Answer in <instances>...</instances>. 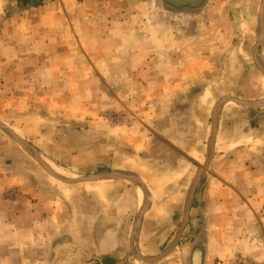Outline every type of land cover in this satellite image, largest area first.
I'll use <instances>...</instances> for the list:
<instances>
[{"label":"rangeland","instance_id":"obj_1","mask_svg":"<svg viewBox=\"0 0 264 264\" xmlns=\"http://www.w3.org/2000/svg\"><path fill=\"white\" fill-rule=\"evenodd\" d=\"M28 1L29 4L25 5L20 0H0V53L9 47L8 42L18 41L13 28L24 19L25 12L35 14L46 8L53 9L59 4L58 0ZM162 1L131 0L128 3L126 0H77L75 7L96 11L97 14L107 10L124 13L135 7L140 12L150 10L156 15L167 10ZM164 1L173 9L199 8L205 3L199 11L196 10L197 14L182 10H171L169 13L170 40L181 42L189 55L195 50L202 63L197 78L186 81L183 88L187 89L186 94L196 90L209 93L208 97H202L203 105L197 110L188 108V103L193 101L192 94H184V97L179 98L187 104L176 110L177 107L167 105L172 99L153 101L146 96L145 89L138 85L132 96L120 97L113 95L117 87L113 86L112 89L104 81L51 82L46 75L51 71L49 66H38L39 78L32 86H24L20 80V90L16 96H9L10 99L3 96L4 78L10 71L7 66L0 65V136H4L7 142H14L21 156L27 160V164L23 165L26 173L20 174L23 179L21 185H12L0 191V264H94V259L89 256L84 257L85 261L80 263L82 259L76 256L74 249H63L62 241L66 243V239H72L73 233L83 228L87 212L107 214L108 209L102 211L100 204L101 198L105 197V190L111 189L109 196L113 201L111 204L105 198L106 203L102 204L109 208V214L111 212L120 220L121 212L127 210L115 207V200L123 194L121 191L129 187L128 190L133 188L141 192V200L147 197V207L140 212L142 216L143 213H149L147 208L152 202L151 196L158 200L160 194L156 192L162 191V187L166 186L164 183L169 180L173 183L170 192L177 191L175 194L181 196L182 207L177 210L176 223L168 224L166 216L158 213L161 218L158 226L163 228V233L155 241L145 239L141 243L142 254L134 248L132 256L137 261L134 264H191L194 249L199 255L201 251L205 254L197 264H264V39L261 38L264 29L261 14L264 20V8L260 10L261 23L250 26L245 34L244 16L226 24L225 18L218 17L217 10L209 9L206 2L209 0ZM63 8L61 4L58 5L61 11ZM103 19L106 20L105 17L99 19L96 28H92L95 36L88 38L87 42L121 39L114 25V17L108 18L110 24ZM82 22L81 19L76 24L80 26ZM125 22L130 25L131 19ZM258 29L261 31L258 41L260 48L257 42L250 49L257 41ZM159 36L162 37V33L159 32ZM93 46L88 49H71L68 53L66 50H58L62 57L89 56L95 61H102L115 51L113 48ZM191 47L194 49L189 50ZM254 53L261 66V70L255 72L261 79L254 82L255 89L248 90V83L251 82L245 81V58L248 57L246 60L251 62ZM68 67L59 66V75L63 73V68ZM69 68L82 72L80 64ZM121 83L120 90L130 87V83L125 81L116 82V85L120 86ZM84 88L102 94L99 97L80 96ZM26 92L29 96H21V93ZM72 92H75L74 97H65ZM256 94L260 96L257 98ZM44 99H55L63 108L68 106L74 114L89 110V117L86 121L78 119L77 115L74 116L77 119L71 120L73 122L65 119L57 121L55 113L49 109L50 105L42 101ZM154 119L155 126L152 123ZM171 131L182 133L180 135L186 139L195 137V144L190 150L193 157L184 158L186 163L182 166L178 164L175 152L167 151L163 146L165 142L155 140L154 144L148 145V149L146 146L149 139L163 138ZM51 137L58 142L53 146L54 152L63 149L61 154L51 152L50 144L42 143L44 138L50 141ZM5 140L0 157H6L7 160H0V165L1 168L10 169L12 164L8 165V157L11 149L6 147ZM62 142L64 145H61ZM88 143L91 149L97 148L89 157L94 160L82 154ZM10 146L13 148V145ZM66 147L73 149L70 152L64 151ZM50 152L57 159L54 156L51 158L48 155ZM188 153L180 155L184 157ZM134 154H140L133 158L135 163L146 169L154 168L156 176H149L140 170L141 166L136 167L135 164L128 167L124 159L134 157ZM63 157H67V160ZM144 158L150 163H145ZM13 162L18 164L19 161ZM175 166L178 169L175 176L168 175V168ZM17 167L15 165L13 168ZM6 172L7 175L11 173ZM111 174L114 176L109 180L83 183L84 180ZM122 177L130 179L121 181ZM234 184L244 197L243 207H249L251 224L245 222L244 213L240 218L241 223L232 220V223L225 226L229 233H221L220 226L209 224L212 219L209 215L218 206L215 202L212 204L207 194L217 185L228 187ZM116 185L117 189L114 190ZM193 188L197 190L190 207ZM131 196H126V205L131 204ZM176 200L179 202V198ZM208 206L216 208L209 209ZM240 210L243 211L242 208ZM157 211L171 212L164 209ZM204 213L207 217L203 216ZM34 231L41 235L40 241H29V237L24 235ZM56 242L61 243V246H53ZM64 254L67 256L62 262Z\"/></svg>","mask_w":264,"mask_h":264},{"label":"crops","instance_id":"obj_2","mask_svg":"<svg viewBox=\"0 0 264 264\" xmlns=\"http://www.w3.org/2000/svg\"><path fill=\"white\" fill-rule=\"evenodd\" d=\"M76 1L77 0H58V5L61 4V6L64 7L62 11L58 9L57 5L53 9L46 8L44 10L37 11L35 14L28 13V11L24 13V19L20 21L17 27L13 28V33L17 34L18 41L8 42L9 47H5L4 51L0 53V65L7 66L8 72L10 71L4 78L5 84L3 96L8 98H10L9 96H16L17 91L20 90L18 89L20 80L23 82L24 86L34 85L35 81L39 78V72L37 70L38 66H49L51 71L47 72L46 75L49 77V81L50 79L52 80L51 82L62 80L67 82L70 80L104 81L108 82V85L112 87V89L117 87L115 89L117 92H114L113 95L120 97L132 96L134 88L138 85L139 87L141 86L145 89L146 96L151 98L153 101L158 99H161L162 101H170V99H172L173 101H171V103H167V105L170 104L172 107H177L176 110H179L181 106L187 104L186 102L183 103V100L179 98L184 97V94H186L187 89H183L186 84L185 82L194 81V79L197 78L198 73H200L202 69V63L199 56L196 55L195 50H193V53L189 55V53L183 49L181 42L178 40H170L169 33L171 30L169 25V13L171 10H182L185 13L197 14L196 10L199 11V8H201L205 3L199 8L173 9L163 0L162 2L165 3L167 10H165V12L160 11L161 14L155 15L150 10H143V12H140L135 7L124 13L121 11L113 12L107 10V12L99 11L97 14L96 11L75 7ZM126 1L129 3L131 0ZM206 2L209 4V9L213 8V10H217L219 16L217 14L216 16L225 18L224 22L226 24L231 21L232 23L234 21L236 22L238 18L244 16L245 34L250 30V26H254L256 23H261L260 10L264 2L263 0H209ZM67 5H70L71 7L68 8ZM213 6H215V8ZM104 17L106 19H103L104 22L109 24L110 19L108 18L114 17V25L116 29H118L117 31L119 32V37L121 39L93 43L87 42L86 40L88 38L95 36L92 28H96L98 23L97 21ZM128 18L131 19L130 25L128 23L125 24V21ZM81 19L84 22H82L79 26V24L76 23L80 22ZM70 22L72 24H70ZM109 24L107 26L110 27ZM260 30L258 29L257 31V41L251 45L250 49H253L260 40ZM159 32L162 33V37H158ZM261 38L264 39V29L261 34ZM92 44H95L96 46H93ZM90 46H93V48H113L115 51L112 53L113 55H108L102 61H95L89 56H84L82 58L79 56H75L74 58H69L68 56L62 57L61 52L58 50H66L68 53L71 49H88ZM257 47L260 48L259 42ZM190 49H194V47L189 48V50ZM46 50L49 52H46ZM246 59L249 58H245V81L251 82L248 83V90H253L255 89V83L259 82L261 79L257 75L258 73L256 74L255 72L256 70H261V66L257 62L255 53L251 62ZM258 60L262 63L260 58ZM251 63L253 64L252 66H250ZM78 64L82 67L81 73H79V69L69 68L70 66ZM27 66H30V68ZM59 66L69 67L68 69L63 68V73L59 75ZM253 66L257 69L255 67L252 69ZM123 81L126 83L128 82V84L130 83V87L126 88L125 84H123L125 88L120 90L122 83L120 86H117L116 82ZM250 84L253 86L251 87ZM112 89L110 88L109 90L113 91ZM21 90H25V88H21ZM91 91L92 90L87 88L82 94H80V96L86 95L88 98L90 95L99 97L102 94L99 92L93 93ZM74 93L75 92H72V94L67 93L65 97L68 98L69 95H71L70 97H74ZM191 94L194 95V97L192 99L193 101L188 103V108L193 107V110L199 109V107L203 105L202 97H208L209 95L207 91L202 92L201 90H196L186 95ZM22 95L27 97L29 96V93H21V96ZM259 96L260 95L257 96L256 94L255 97L258 98ZM42 101L50 105L49 109L51 112L55 113L57 121L65 119L67 122H73L71 120L76 118L74 117L76 115L78 119L84 121H86L87 117H89V114H87L89 110H83L82 114H74L68 106L63 108L55 99H50L49 101L48 99H44ZM153 122L155 126L156 120H152V123ZM55 127L57 128V126ZM180 134L182 133L171 131V133L167 134L168 136H164L163 138L149 139L146 144L147 149L148 145H151V143L154 144L155 140H161L165 142L163 143V146H165L167 151L171 150L172 152H175L174 154L177 155L176 160L179 162L178 164L182 166L184 165V162L186 163L184 158L193 157L190 150L192 145L195 144V137H187L186 139ZM162 135H164V132H162ZM3 140H5L4 136H0V150H3ZM42 143L50 144L51 152H54L53 146L58 142L53 140V137H51L50 141L49 139L44 138ZM166 143L168 145H165ZM5 145L8 149H11L9 153L10 156L8 157V162L10 163L8 165L12 164V166L9 169L5 167L1 168L0 165V191H4L8 187H12V185H21L20 182L23 179L20 176L26 173V170L24 171V166L27 164V160L21 156V153L18 150L19 148L14 146V142L12 144V141L7 142V140H5ZM10 145H13V148H11ZM61 145H64V142H62ZM65 145L67 146L66 142ZM90 146L91 145L88 143L83 149L82 154L86 155L89 160H94L89 157L95 153L97 148L94 150L91 149ZM72 149L73 148L68 149L66 147V149L64 148V151L70 152ZM61 151H63V149L55 150L54 153L59 154L60 152L61 154ZM51 152L48 153V155L53 158L54 155ZM182 153L188 154L181 157V155L183 156ZM137 155L134 154V157H125V164H127L128 167L133 166V164H135L136 167L141 166L140 170H144V172L148 173L151 177L156 176L154 174V168L146 169L141 164L135 163V159L133 158ZM63 158L67 160V157ZM54 159L57 158L54 156ZM0 160H4L6 162L7 158L0 157ZM151 160L157 161L154 159ZM13 161L19 162L18 164H15ZM143 161H145V163L149 162L148 159L145 158ZM131 162L132 164H129ZM15 165L18 167L13 168ZM11 168H13V170H11ZM168 170L169 172L167 171V173L170 176H175L178 171L176 166L169 167ZM6 171H10L11 173L7 175ZM141 175L142 173L139 174V176ZM139 176H137V179L140 180V184L143 186L144 184L141 182ZM120 180L123 181L126 180V178H121ZM172 184V181L169 180L167 183H164V186H166L162 187V191L156 192L157 194H160V198L158 200H154L153 198L155 196H151L152 202L147 208L149 213H143L142 216L140 215V212H143L147 207V197H145L144 200H141L140 191L138 192L137 189L135 190L133 188L128 190L129 187H126V190L121 191L123 194L115 200V207L117 209L122 207L128 210H125V212L123 210V212H121L120 220L117 216L114 217L111 215V212L109 214V208H106L105 205L102 204L106 203L104 202L106 199L107 202L109 201L110 203L113 201V199L111 200V197L109 196L111 189H106L104 192L105 197L101 198L102 203L100 204L103 209L102 211L108 209L106 211L109 216L105 212H87L84 218L85 222L82 223L83 228H80V231L73 233L72 239H66V243H63L62 241V244H64V246H62L63 249H74L75 253H77L76 256L79 259H82L79 261L80 263L82 261L84 262V257L88 256L94 259V264L136 263L137 261H135V258L132 256V252L135 251L134 248L136 247L139 253L142 254L143 250L141 248V243H143L145 239L155 241L159 239L163 233V228L158 226V223L160 222L158 220L161 219L158 213L166 216L165 218L167 219L168 224L176 223L175 218L178 215L177 210L182 207V204H180L181 196H177L175 194L177 191L170 192ZM116 187L117 185L114 187V190L117 189ZM196 190L197 188L191 191L190 207H192L195 200ZM21 192H23V188L21 189ZM128 195H133L131 196L130 205H126V196ZM150 195L151 194H149V196ZM207 197L212 200V204L215 202L218 206V209H215L216 207L213 208L212 206L207 207L209 209H215L209 215V217H212L213 219H210L209 224L220 226L221 233H227L229 231V229L225 228V226L232 223V220L234 223H241L240 218L244 213L246 218L245 222L251 224L250 218L252 216L249 213V207H243L245 204L244 197L240 195L239 187L235 184L228 187L217 185L214 190L212 189L211 192L207 194ZM177 198H179V202H177ZM241 208L243 211L240 210ZM158 209L171 210V212H159L157 211ZM152 210L153 212H151ZM105 214L106 217L104 216ZM203 216H205V213ZM205 217H207V215ZM128 225L130 226L129 228ZM253 228L254 231H256L254 226ZM125 229L126 232L124 231ZM24 235L29 237L27 238L29 241H40L41 238V235L35 231L34 233ZM60 244L61 243L58 244V242H56L53 246L60 247ZM147 245H149V243ZM197 253L198 252L194 249L190 259L191 264H197L200 260H203L205 255L204 252L201 251L200 255ZM66 256L67 254L62 255V262L65 261Z\"/></svg>","mask_w":264,"mask_h":264},{"label":"water","instance_id":"obj_3","mask_svg":"<svg viewBox=\"0 0 264 264\" xmlns=\"http://www.w3.org/2000/svg\"><path fill=\"white\" fill-rule=\"evenodd\" d=\"M264 1V0H263ZM170 7V6H169ZM263 8H264V2H263V4H262V10H263ZM261 17H262V22H263V16H262V14H261ZM237 103H239V101H236ZM27 148V147H26ZM114 176V174H111V175H105V176H102V177H100V178H97V179H94V180H91V179H89V180H84L83 181V183H91V182H100V181H104V180H109V179H111L112 177ZM195 188H193V190H194Z\"/></svg>","mask_w":264,"mask_h":264},{"label":"trees","instance_id":"obj_4","mask_svg":"<svg viewBox=\"0 0 264 264\" xmlns=\"http://www.w3.org/2000/svg\"><path fill=\"white\" fill-rule=\"evenodd\" d=\"M22 3H24L25 5L26 4H29V1L28 0H20Z\"/></svg>","mask_w":264,"mask_h":264},{"label":"bare ground","instance_id":"obj_5","mask_svg":"<svg viewBox=\"0 0 264 264\" xmlns=\"http://www.w3.org/2000/svg\"><path fill=\"white\" fill-rule=\"evenodd\" d=\"M53 170H54V168H53ZM55 170H56V168H55ZM122 178H126L127 180H128V178L130 179V177H122ZM143 199V198H142Z\"/></svg>","mask_w":264,"mask_h":264}]
</instances>
